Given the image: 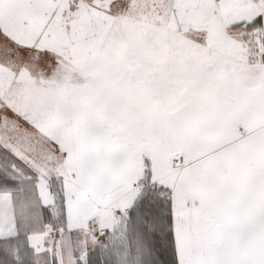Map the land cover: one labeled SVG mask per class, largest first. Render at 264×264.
<instances>
[{"label": "snow or ice", "instance_id": "obj_1", "mask_svg": "<svg viewBox=\"0 0 264 264\" xmlns=\"http://www.w3.org/2000/svg\"><path fill=\"white\" fill-rule=\"evenodd\" d=\"M0 264H264V0H0Z\"/></svg>", "mask_w": 264, "mask_h": 264}]
</instances>
